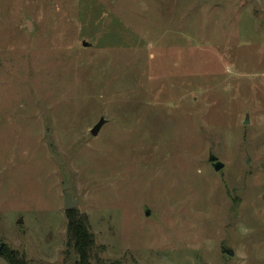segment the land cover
I'll use <instances>...</instances> for the list:
<instances>
[{
    "label": "rangeland",
    "instance_id": "obj_1",
    "mask_svg": "<svg viewBox=\"0 0 264 264\" xmlns=\"http://www.w3.org/2000/svg\"><path fill=\"white\" fill-rule=\"evenodd\" d=\"M64 192L92 264H264V0H0V264H75Z\"/></svg>",
    "mask_w": 264,
    "mask_h": 264
},
{
    "label": "trees",
    "instance_id": "obj_2",
    "mask_svg": "<svg viewBox=\"0 0 264 264\" xmlns=\"http://www.w3.org/2000/svg\"><path fill=\"white\" fill-rule=\"evenodd\" d=\"M67 217L66 244L67 247H73L77 254L75 264H92L91 258L94 256L95 241L87 216L75 209H68ZM3 254L8 264H31L16 250L6 249Z\"/></svg>",
    "mask_w": 264,
    "mask_h": 264
},
{
    "label": "water",
    "instance_id": "obj_3",
    "mask_svg": "<svg viewBox=\"0 0 264 264\" xmlns=\"http://www.w3.org/2000/svg\"><path fill=\"white\" fill-rule=\"evenodd\" d=\"M28 27L31 26L30 21H27ZM82 44L88 45V43L86 41H83ZM106 122V119L101 116L99 118V120L92 126V128L90 129V133L92 135H96L98 133V131L100 130L101 126ZM245 123L248 122V118L246 117L244 120ZM208 161L211 163V165L213 166L214 170H220L223 166V163L218 160V158L212 153L209 152L208 154ZM77 205V200L76 199H72L70 197V193L69 192H64V209L68 210L71 208L76 207ZM148 209H146V214H148ZM21 221V219L19 220V222ZM4 248V242H0V252L2 251V249ZM222 252L227 253L228 255H233V251L229 248H222Z\"/></svg>",
    "mask_w": 264,
    "mask_h": 264
}]
</instances>
